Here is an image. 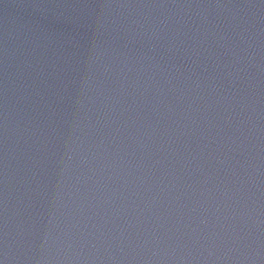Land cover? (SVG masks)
<instances>
[{
    "label": "water",
    "instance_id": "water-1",
    "mask_svg": "<svg viewBox=\"0 0 264 264\" xmlns=\"http://www.w3.org/2000/svg\"><path fill=\"white\" fill-rule=\"evenodd\" d=\"M0 264H264V0H0Z\"/></svg>",
    "mask_w": 264,
    "mask_h": 264
}]
</instances>
